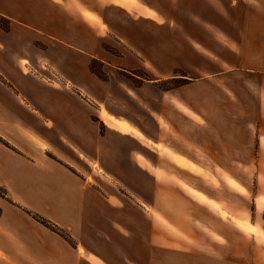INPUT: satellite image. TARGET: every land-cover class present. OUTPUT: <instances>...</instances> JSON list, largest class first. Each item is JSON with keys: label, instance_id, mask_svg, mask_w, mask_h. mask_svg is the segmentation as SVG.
<instances>
[{"label": "crops", "instance_id": "obj_1", "mask_svg": "<svg viewBox=\"0 0 264 264\" xmlns=\"http://www.w3.org/2000/svg\"><path fill=\"white\" fill-rule=\"evenodd\" d=\"M114 2L0 0V188L6 191L0 237L14 239L0 251L22 253L25 264H264L248 238L256 237L222 227L214 216L231 219L190 196L158 158H168L159 152L167 147L163 135L174 128L173 113L187 127L215 125L227 134L213 147L192 141L198 155L220 158L214 167L223 173L236 172L239 157H264V68L237 64L264 60V48H241L244 38L230 27L237 18L228 13L227 21L219 0H138L145 11L139 15L122 8L133 0ZM263 4L247 10L246 27L264 34V20H253L264 15ZM102 7L119 9L121 19L106 18ZM106 37L121 45L119 55L103 47ZM96 62L107 80L91 69ZM189 67L199 72L191 85L159 89L176 70L190 73ZM137 71L154 79L120 82L125 75L139 80ZM238 73L246 74L241 87ZM190 88L204 95L192 100ZM102 108L114 117L102 116ZM238 129L248 135L237 138ZM173 152L189 159V153ZM198 190L221 208L227 205ZM28 212L68 231L73 242Z\"/></svg>", "mask_w": 264, "mask_h": 264}, {"label": "rangeland", "instance_id": "obj_2", "mask_svg": "<svg viewBox=\"0 0 264 264\" xmlns=\"http://www.w3.org/2000/svg\"><path fill=\"white\" fill-rule=\"evenodd\" d=\"M91 1V0H90ZM110 3L117 4L114 2V0H107ZM138 0H133L128 6V8L122 7L124 10H128V12L132 14H144L145 11H143L142 8L139 7V5L134 2ZM218 3L220 10L224 12L226 15L227 21H229V14L233 13L236 16V20L234 22L237 24L231 25L232 28L231 31L236 32L239 37L243 39V45H241V48L245 49V51L249 52H259L262 51L261 49L264 48V34L261 33L262 30H258L255 28H249L246 27L250 23L248 22L250 19L248 18V9L260 7L264 3V0L262 3L259 0H238V3H234L235 0H219ZM140 3V2H139ZM234 3V4H233ZM142 4V3H141ZM264 5V4H263ZM119 8V7H118ZM142 9V10H141ZM102 14L106 16V18H110V20H116L117 22L121 19V11L117 8L113 7H107L106 9L99 8ZM155 18L156 15L152 14ZM257 19V20H256ZM108 20V19H107ZM157 20H159L157 18ZM255 24L259 25L260 22L264 20V15H257V18H254ZM258 21V22H257ZM260 21V22H259ZM245 27V28H244ZM104 28V27H103ZM244 32H247L244 36ZM109 42L104 44L103 47L107 51H109L112 54L119 55L120 51H123V48L121 45L116 42V40L113 38L106 37ZM249 38V39H248ZM262 38V39H261ZM236 50H239L240 46L233 45ZM228 47H223V51L229 53L228 49H224ZM223 57H227L229 59V54H224ZM217 60V59H216ZM229 62V60H228ZM230 63V62H229ZM233 63V62H232ZM26 62L23 63L25 65ZM238 66L240 68L244 67H263L264 68V60H239L237 62ZM226 65V64H225ZM196 68V66H194ZM228 67V66H227ZM25 72H27L25 66H23ZM92 68L94 72L100 76L99 78H103L102 80H107V76L103 72V69L101 67L100 63H94L92 65ZM146 68L150 70L151 65L149 63L146 64ZM189 72L183 71V70H176L174 73L175 75L170 77L169 79H166L159 83V89H175L178 87H181L185 84L191 85L193 81H196L194 79L198 78V71L194 68L189 67ZM190 74V75H189ZM139 77V80H136L135 78L125 75L120 76L119 80L120 82L129 86L138 85L140 83H143L145 81H151L154 78L150 76L148 73H145L143 71H137L136 74ZM237 80V85L241 87L244 83H246V74L245 73H238L236 76H234ZM228 79V78H227ZM214 84V83H213ZM204 93L202 90H199L198 88H190V98L192 100H198L203 96ZM235 96V95H233ZM211 101H214L213 96H209ZM115 103L118 105L121 104V100L117 99L115 100ZM104 109V108H102ZM106 110V109H105ZM107 111V110H106ZM107 113L111 116L108 111ZM100 116V112H99ZM171 119L174 122V128L173 129H167L166 133L163 135L164 138H166L165 143L167 144L163 146V151L159 152L160 154H167L168 158H159V160H162L167 163L168 169L170 170V173L175 176L176 178L183 181V183H180V186L188 192L190 196H192L195 200L200 202L204 205H209L212 208H215L217 212L222 216L224 219H231V222H227L225 220H219L217 216H214L215 219H217L221 224L222 227L226 228H237L240 232H243L247 235L255 236L248 237L250 238V243L254 245V249L256 251L257 249V257L258 254L262 255L264 257V157L262 156H254V157H239L238 158V170L233 173H223L218 168L220 165V158H215L214 156H202L198 155L196 143H193L192 141L196 140H206L210 147H213V141L215 138H219L221 135L227 136L224 132H220V129H218V126L215 127V125H205L203 124L202 128L197 127H187L183 122L184 120L177 116L175 113L171 114ZM137 117L140 119L142 118V122L146 125L148 129H152L153 136H157L156 130H154L153 124L149 122L147 118H145L144 114H137ZM101 118V117H100ZM116 119V118H114ZM139 119V120H140ZM128 122V121H127ZM126 122V123H127ZM108 125V124H107ZM130 128L133 129L131 124H128ZM109 126V125H108ZM111 127V126H109ZM113 128V127H112ZM137 133L141 134L143 143L150 149H152L151 141L148 140L145 135L138 131L133 129ZM204 130V131H203ZM248 134H245V132H242L241 130L235 133V136L237 138H241L243 136H247ZM256 135L253 133V136ZM190 138L191 142H186L183 138ZM150 141V142H149ZM243 144L240 142L238 143L239 147H242ZM154 150V149H152ZM181 151L184 153H189V159H191L193 162L202 165L205 167V170L200 171L196 165L189 160L188 158H185L183 156H180L176 154L173 151ZM156 151V150H155ZM158 152V151H157ZM151 159L156 160L155 154H149ZM170 159V160H169ZM173 162H172V161ZM144 162V159H143ZM226 163V162H225ZM233 163V162H232ZM178 164V165H177ZM234 164V163H233ZM244 165H250V169L247 170V168H244ZM261 165V166H260ZM218 166V167H214ZM253 166V167H252ZM182 167H189L192 170H198V172H190L187 170H184ZM215 168V171L213 170ZM263 168V169H262ZM253 169V170H252ZM175 184H178L175 182ZM188 184V185H187ZM238 192V193H232L229 191L227 186ZM204 190L206 193H210L213 195H217L221 198L223 202H225V206L222 208L213 202L210 198L207 197L205 193L198 190ZM6 191L2 188H0V199H5L6 197ZM33 220L37 222L40 226L46 227L49 230L56 232L57 234L61 235L66 240H69L70 242L73 240L71 239L70 234L68 231L60 229L58 226H56L53 222L50 220L36 214L33 212H28ZM232 215V217H230ZM228 220V221H229ZM237 222H241L243 224H246V228L239 226ZM51 227V228H49ZM249 227L255 228V232H250L248 229ZM13 238L11 237H0V244L3 248H6L7 245L13 244ZM18 242V241H17ZM13 257L14 260H12L10 257ZM7 255L5 252L0 251V264H4L2 262H8L9 264H25L24 261H26L23 258L22 253L15 252L14 254ZM259 255V256H260ZM261 259V257H259Z\"/></svg>", "mask_w": 264, "mask_h": 264}, {"label": "bare ground", "instance_id": "obj_3", "mask_svg": "<svg viewBox=\"0 0 264 264\" xmlns=\"http://www.w3.org/2000/svg\"><path fill=\"white\" fill-rule=\"evenodd\" d=\"M101 115L104 116L105 118L111 119V116L107 113V111L105 109L102 110ZM121 126L128 127V125L125 124V123L124 124H121ZM237 224L239 226H242V227H245L246 228V224H243L241 222H237Z\"/></svg>", "mask_w": 264, "mask_h": 264}, {"label": "snow or ice", "instance_id": "obj_4", "mask_svg": "<svg viewBox=\"0 0 264 264\" xmlns=\"http://www.w3.org/2000/svg\"><path fill=\"white\" fill-rule=\"evenodd\" d=\"M73 2L75 3L76 2V0H73ZM85 16H88L89 14L85 11L84 13H83ZM250 232H255L256 231V229L255 228H251V227H249V229H248Z\"/></svg>", "mask_w": 264, "mask_h": 264}, {"label": "trees", "instance_id": "obj_5", "mask_svg": "<svg viewBox=\"0 0 264 264\" xmlns=\"http://www.w3.org/2000/svg\"><path fill=\"white\" fill-rule=\"evenodd\" d=\"M2 24H3V23H2ZM91 69L93 70L92 66H91ZM93 71H94V70H93ZM98 77H100V76H98ZM100 79H103V78L101 77ZM49 228H51V227H49Z\"/></svg>", "mask_w": 264, "mask_h": 264}]
</instances>
